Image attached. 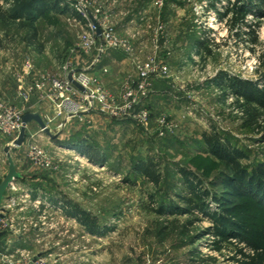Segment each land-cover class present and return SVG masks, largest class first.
Instances as JSON below:
<instances>
[{"label":"rangeland","instance_id":"1","mask_svg":"<svg viewBox=\"0 0 264 264\" xmlns=\"http://www.w3.org/2000/svg\"><path fill=\"white\" fill-rule=\"evenodd\" d=\"M159 1L148 0V3L160 6ZM204 1L214 2L213 8L220 3V0H162V6L180 4L186 8L184 15L189 17L194 27L192 32L195 30L197 36L196 44H192L193 40L190 46L197 50L190 54V59L185 52L186 45L180 44H155L158 54L154 55L147 45L141 51V62L155 60L169 67V77L155 80L150 96L159 81L167 83H163L166 94L158 100V109L145 107L151 117L146 126L131 120H111L115 122L116 135H107L102 130L94 136L95 147L106 156L105 166L93 164L72 151L64 140L52 142L43 135V140L36 143L52 154L54 169L42 170L31 162L29 146H12L14 141L0 136V185L10 171L4 147H12L10 157L14 165L17 158L24 157L20 168L15 167L16 188H8L2 201L3 207H7L13 197L19 199L17 207L4 214L16 231L0 239L1 248L17 253L18 258L23 255L41 259L44 264H194L199 258L192 254L194 251L206 260L199 264H232L234 249L215 251L210 247L214 240L211 235L195 244L191 242L213 225L210 215L217 213L218 205L211 198L209 212L196 214L201 222L191 229L189 236L173 235L164 242L154 236V224L159 216L153 212L155 206L149 199L153 195L157 202L184 207L175 197L187 194L181 169L196 174L211 193L222 191L225 170L208 152L202 137L212 127L246 153L248 158L241 162L244 167L251 171L264 163V114L260 122H254L245 101L227 84L229 78H239L258 82L259 88L264 89V81L259 82L264 76V3L238 1V6H247L252 14L240 27L229 23L213 37L211 30L204 31L195 23L194 9ZM67 2L71 8L70 1ZM24 4V0H0V8L9 17L8 23L0 21V53L4 50L10 54L16 73L13 77L11 71L0 70V99L26 115L31 109L23 107L21 99L27 97L28 81L23 77L27 42L32 33L30 22L38 25L42 39L74 33L76 42L72 47L78 43L76 38L82 28L74 23V16L62 12L60 4V12L45 11L40 2L39 12L28 9L18 15ZM226 15L229 21L234 17L229 12ZM59 52L50 49L48 57L56 59L57 67L63 68L71 61L69 50ZM48 57L36 58L41 73L46 70L40 62L45 63ZM129 79L137 81L134 77ZM163 116L174 129L164 130V135H160L163 128L158 120ZM79 157L85 160L80 161ZM149 158L162 162L164 180L159 188L132 174L136 162ZM83 213L99 227L97 233H89L82 226L79 219ZM175 218L181 227L191 217L168 216L163 220Z\"/></svg>","mask_w":264,"mask_h":264},{"label":"trees","instance_id":"2","mask_svg":"<svg viewBox=\"0 0 264 264\" xmlns=\"http://www.w3.org/2000/svg\"><path fill=\"white\" fill-rule=\"evenodd\" d=\"M24 1L25 4L17 11L18 15L28 9L39 12L40 2L45 6V11L60 12L59 0ZM261 1L264 3V0ZM66 10L67 8H63L62 12ZM229 13L234 15L230 23L237 28L245 23L248 15L252 14L247 6L240 5L231 8ZM263 14L260 16L262 17ZM17 18L15 16L14 19ZM8 20L9 17L0 8V21L8 23ZM20 24L22 27L25 26L23 23ZM29 28L32 33L29 35L28 42L32 46L36 44L37 52L41 53L43 45L38 42L39 34L36 23L31 21ZM261 81H264V76L259 82ZM228 82L233 93L245 101L247 112L253 114V121L260 122L264 118L261 115L264 114V89L259 88L260 83L239 78H229ZM259 126L262 127V125ZM202 137L208 152L218 159L220 166L225 170L223 189L220 193L213 194L204 188L202 180L196 174L181 169L180 173L185 180L187 194H176L175 197L184 207H178L172 202L170 206L165 202H157L153 195H149L150 204L155 206L153 212L159 216L154 224V236L160 242L168 240L173 235L189 236L191 229L201 222L196 214L209 212V199L211 198L212 202L218 205L217 213L210 215L213 225L193 237L192 244L211 235L214 240L210 243V247L215 251L221 253L226 248L234 249V255L230 258L232 264H264V163L251 171L244 167L241 162L248 158L246 153L234 146L230 140L223 138L214 127L209 132L203 133ZM76 149L91 163L105 166V154L92 145L83 143L76 146ZM132 174L143 178L155 188H159L164 180L162 162L151 158L136 162ZM168 216H190L191 218L180 227L177 218L163 220ZM79 221L89 233L98 232L99 227L95 225L94 220L84 213ZM192 254L199 257L193 261L194 264L206 262L197 251Z\"/></svg>","mask_w":264,"mask_h":264},{"label":"built area","instance_id":"3","mask_svg":"<svg viewBox=\"0 0 264 264\" xmlns=\"http://www.w3.org/2000/svg\"><path fill=\"white\" fill-rule=\"evenodd\" d=\"M62 8H69L75 15L73 21L82 27L79 34V44L77 49L86 56L94 57V65L100 63L103 56L110 50H123L128 55L134 52L133 47L122 40L116 33L109 12L103 7H98L93 0H60ZM239 0H220L213 8L214 2L204 1L194 9L196 16L195 23L204 31L211 30L213 37L215 33L225 29L230 23V17L226 15L231 8L238 6ZM162 0L159 4L162 5ZM98 29L101 35H98ZM220 34V33H219ZM64 76L55 77L47 73H41L37 68L36 54L33 49H28L24 61V80L28 81L27 96L34 93L40 95V99L51 103L53 114L43 116V121L50 132L58 120L55 130L63 132L73 119L84 121V116L95 112H103L113 121L131 120L135 123L146 126L150 121V112L143 106V101L150 96L155 80L169 77L170 70L167 65L152 60L147 63H137V81L128 79L122 87V95L116 98L92 75L89 70H78L74 61H69L63 68ZM72 75L74 81L80 85L84 91L77 88L69 80ZM22 111L9 106L0 99V135L7 137L20 136L23 129ZM159 125L163 128L160 135H164V130L173 131L174 126L166 119L160 117ZM43 132V131H42ZM26 134L28 128L26 127ZM26 136V135H25ZM15 140L13 142L14 146ZM28 156L31 162L42 170L54 169V158L48 151L42 149L35 141L29 145ZM10 187L16 188L12 183ZM4 199V198H3ZM18 198H12L7 207L1 205L0 211V233H14V225L8 224L4 218L8 209L17 207ZM3 238V237H2ZM0 238V239H2ZM0 264H44L41 259H28L22 255L17 257V253H11L9 249L0 247Z\"/></svg>","mask_w":264,"mask_h":264},{"label":"crops","instance_id":"4","mask_svg":"<svg viewBox=\"0 0 264 264\" xmlns=\"http://www.w3.org/2000/svg\"><path fill=\"white\" fill-rule=\"evenodd\" d=\"M94 1L97 5L102 6L110 13L111 22L117 35L134 48L132 55H128L121 50H112L102 57L99 64L94 65L93 56H86L77 49L79 44L78 37L76 38L78 43H76L74 47L71 46L76 42L75 36L73 35L74 33L71 35H52L50 38L45 39H42L39 36L38 42L43 45L42 52H37L36 44L32 46L29 44V42H27L28 49H33L35 54L37 56L41 55L43 59L48 57L50 49L55 50L56 52L60 51L59 53H62L64 50H69V60L74 61L76 68L78 70H89V72L96 76L102 85L116 98L121 97L122 87L129 78L134 77V79H138V74L135 68L136 66L134 64L136 61H140L142 58L140 53H142L141 51H144L147 46H150V53H153L154 55L155 53L158 54V52H156L153 47L155 44L170 43L186 45L185 52H188L189 59L190 54L193 55L197 50V48H192L190 46L193 40L194 42L192 44H196V31L194 30V33L192 32V29L194 28L192 26L193 24L190 23L189 17L184 15L187 10L180 4H167L159 6L156 3L149 4L148 0ZM63 13H66V15L69 16L71 15V17H75L73 12H71L69 9ZM36 26L38 27L37 24ZM11 59L12 57H10V54L3 50L0 53V70L2 69L3 72L11 71L9 73H12L14 77L16 73L13 71L14 65ZM143 62L146 63L147 61ZM40 63L43 70H46L43 71V73H47L55 77L64 76V67H57L56 59L48 57V60L45 63ZM54 66L57 67L55 70ZM39 67L40 65L37 62V68L40 71ZM163 83L167 84L163 81H159L154 84L152 95L143 101L144 107L149 109H158V100H162L164 94H166V86H164ZM25 89L27 94L28 86ZM5 98H7V96H5ZM21 103L23 107H28L31 109L29 113L39 114L42 119L46 114H53L51 103L47 100L40 99V95L37 93L21 99ZM115 122L111 121V119H109V117H107V115H105L103 112H95L85 115L84 121L82 122H80L78 119H73L68 127L63 132L59 133L55 130L59 123L58 120V122L52 126L51 132L53 135H58V138L55 140H52L46 134L42 133L40 126L37 123L32 122L28 125V134L25 136L22 147L26 148L34 141L41 142V140H43L42 136L45 135V137L52 142L64 140V144L75 152H78L76 146L82 145L83 143L86 145H92L94 148H96L94 136L99 135L102 130L107 135H116L114 132L117 129ZM9 138L10 142L15 140V137ZM5 149L6 147H4V153ZM79 154L84 156L82 153ZM23 158L24 157L17 158L15 164L17 169L20 168L19 164L24 161Z\"/></svg>","mask_w":264,"mask_h":264},{"label":"water","instance_id":"5","mask_svg":"<svg viewBox=\"0 0 264 264\" xmlns=\"http://www.w3.org/2000/svg\"><path fill=\"white\" fill-rule=\"evenodd\" d=\"M98 35H101V31L99 29H98ZM69 80L77 88L84 91V89L74 81L72 75L69 76ZM22 122H23L24 127L20 133L19 138L14 143L17 146H21L23 144L24 139H25V135H26V127L32 122L37 123L40 126L43 133L46 134L48 137H50L52 140H55L58 138V135H53L48 130V128L46 127L42 117L39 114H33V113L26 114V115H24ZM10 150H11V147H6V149H5V153L8 155L9 160H10V171H9L8 176L4 179V181L0 185V207L2 205V201H3L4 195L7 191V189L13 183V180L17 177V172L15 169L14 162L12 161V159L10 157ZM4 235H5V233H0V238L4 237Z\"/></svg>","mask_w":264,"mask_h":264},{"label":"bare ground","instance_id":"6","mask_svg":"<svg viewBox=\"0 0 264 264\" xmlns=\"http://www.w3.org/2000/svg\"><path fill=\"white\" fill-rule=\"evenodd\" d=\"M67 154L69 155H73V152H67ZM80 158V157H79ZM85 159L84 158H80V161H84Z\"/></svg>","mask_w":264,"mask_h":264}]
</instances>
